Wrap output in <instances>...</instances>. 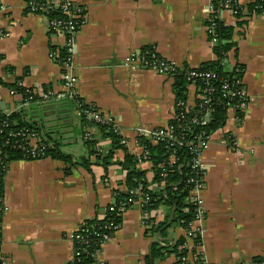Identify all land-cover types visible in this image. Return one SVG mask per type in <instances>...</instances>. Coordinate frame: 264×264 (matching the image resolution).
<instances>
[{"label": "crops", "instance_id": "0c3cea01", "mask_svg": "<svg viewBox=\"0 0 264 264\" xmlns=\"http://www.w3.org/2000/svg\"><path fill=\"white\" fill-rule=\"evenodd\" d=\"M56 1V0H53ZM61 1V0H58ZM83 14L74 36L72 90L86 104L120 126L128 138L126 150L136 155L139 146L132 129L160 128L174 110L172 78L153 70H131L123 65L130 52L154 49L178 66L198 67L216 59L205 31L206 0H70ZM254 0H238L243 15L238 20L223 14L233 27L229 52L243 67L248 97L241 119L228 114L227 126L212 133L203 152L204 219L199 243L187 239L204 264H243L264 255V13L251 14ZM0 77L6 84L20 78L34 90L63 88L62 67L51 56L63 36L49 30L47 19L26 11L25 0H0ZM189 86L186 103L195 101ZM19 102L6 85L0 86V107L11 111ZM2 103V105H1ZM36 115L48 126L60 124L61 150L75 158L88 157V147L78 132V110L68 100L42 105ZM65 123V126L63 124ZM226 130L235 146L222 145ZM52 132V130H50ZM95 146L106 154L110 143L98 129L88 127ZM55 133V132H53ZM58 136V135H57ZM90 167L74 166L66 173L62 161L51 157L12 160L4 178V212L0 222V250L7 264H69L74 259L73 234L86 220L100 219L114 202L113 191L126 192L125 172L119 162L124 150L115 149L106 169L90 156ZM147 180L153 178L149 164ZM155 222L164 220L157 210ZM142 206L134 204L122 214L119 228L97 253L99 264H147L151 246H168L186 231L171 225L159 239L147 230ZM189 264L196 263L189 251ZM175 254L156 257L153 264H173ZM200 264H202L200 262Z\"/></svg>", "mask_w": 264, "mask_h": 264}, {"label": "trees", "instance_id": "16d2710c", "mask_svg": "<svg viewBox=\"0 0 264 264\" xmlns=\"http://www.w3.org/2000/svg\"><path fill=\"white\" fill-rule=\"evenodd\" d=\"M37 1L47 2V0ZM224 1L212 0L214 9L218 10L221 8ZM231 1L234 2L236 0ZM258 2L259 0H254L249 6L248 11L251 14ZM68 9L70 11L77 10L73 4L68 6ZM215 14L213 13L208 16L205 20V25L212 26L218 40L212 47L216 59L203 62L195 68L183 66L171 71L169 74L172 78L171 88L175 103L168 125L172 128L174 139L152 141L145 136L136 138L137 142L143 147L144 152H146V163L149 164L148 168L153 175L150 181L147 180L146 170L139 167L140 164L137 157L129 153L126 147L121 144L122 136L113 131L112 122H96L88 120L85 115L80 114L77 133L88 147V157L75 158L73 155L61 150V136L59 135L61 125L56 124L50 127L36 115V109L41 106H33L31 104L27 109H19L9 115L0 107V207L3 206L4 178L9 163L12 160H32L51 157L67 165L65 171L69 173L71 168L77 165L89 169L91 165L89 157L92 155L95 161L106 169L113 163L112 159L115 149L122 148L124 150V158L119 162V165L125 172L124 182L126 192L114 190V210L110 211L107 207L101 219L86 220L77 228L74 235L82 238V240L78 241L75 238L73 239V244L74 249L79 251V255L69 264H97L96 255L101 250L104 235L111 237L114 234L121 224L123 212L131 208L138 199V196L130 194L129 190L139 189L140 192L146 195V201L142 206L143 213H147L144 222L147 230L155 234L159 239H162L166 235V230L173 224L185 231L189 229L190 222L193 220L195 213V205L190 196V190L196 181L204 183L203 177L205 172L203 168L192 166L195 145L199 139H203L206 135H210L224 127L227 118V98H223L222 96L221 85L223 80L231 81L236 77L242 78L243 73V67L239 63L234 62L231 70H225L221 64L223 57L234 48L235 43L231 40L233 27L225 25ZM240 15H243L242 11ZM45 17L47 20H68L67 15L63 13L60 6L50 8L46 12ZM51 49L58 54L57 61L59 63H62L63 59L67 57L64 47L55 48L51 45ZM149 50L152 49L145 47L141 51ZM192 70L211 71L216 74V79L211 81L216 90L212 93L209 102L211 108L210 118L204 125L192 123V119L196 116V112L199 109V100H196L194 106L186 108V92L191 84L188 74ZM19 83L20 78L6 84L0 77V86L6 85L10 90H13L20 97L19 102L21 99L28 98L29 96H33L31 101H34L36 99L34 90L32 88H25ZM194 85L196 88L204 86L203 82L198 78H195ZM64 100L72 103L77 110L92 111L96 109L93 105L86 104L74 91L71 97H66ZM236 115L239 119L243 117V114L238 111H236ZM63 126H65V123ZM88 127L97 128L100 136L109 140L110 147L106 154L101 153L95 146L96 142L93 140L92 134L86 131ZM17 132L36 133L39 135L40 144L44 149L32 155L26 144V140L21 136L10 135ZM232 138L233 136L229 138V142H232ZM171 157L174 160L173 163L169 161ZM161 164L163 166L159 167ZM162 182L164 184L160 185ZM161 209L164 212L166 210L165 218L160 222H155V217L152 216L151 212ZM186 243L187 239L185 236L179 237L168 246H161L158 241H155L151 246L150 254L146 257V263L153 264L156 257H166L167 255L175 254L177 260L173 264H189L190 261L187 256L189 251H191V255L195 259L194 261L200 264V254L194 248L188 250ZM194 243H199V237L194 238ZM253 263L264 264V255L256 256L250 262L243 264ZM0 264H7L1 250Z\"/></svg>", "mask_w": 264, "mask_h": 264}, {"label": "built area", "instance_id": "2783aa9c", "mask_svg": "<svg viewBox=\"0 0 264 264\" xmlns=\"http://www.w3.org/2000/svg\"><path fill=\"white\" fill-rule=\"evenodd\" d=\"M25 8L28 9V12L34 13V14H40L45 16L46 12L53 6H60L63 13L67 15L68 20L61 21V20H47L48 28L51 32L56 33L58 35L63 36L64 41L62 43L61 47H64L67 52V57L63 59L62 63H60L62 67V76H63V90L60 92H54L52 90H34V93L36 94V99L34 101H31L33 96H29L28 98L21 99L19 103H17L16 108H14L11 111H7L6 114L9 115L12 112L18 111L19 109H27L31 104L33 106H42L49 102L53 101H59L63 100L66 97L72 96V87L74 85V74L72 70V59H73V51H74V36L79 28V23H81V19L83 18L82 10L80 8H77L76 11H70L68 9V6L71 5L70 0H61V1H53V0H47V2H39L37 0H25ZM207 1V11L206 15L207 18L210 14L216 13V17L219 20H223V14L226 12L230 14L234 19L238 20L241 18V11H243V7L240 9V5L238 3V0L236 1H229L225 0L222 3V7L218 10L214 9V5L212 0H206ZM5 10V7L0 2V13ZM264 13V0H259L257 5L255 6L254 11L252 14H259ZM223 22V21H222ZM206 35L208 37V40L212 47L217 43V37L214 34L212 26L206 25L205 27ZM7 34L5 31L0 30V37H4ZM230 52V51H229ZM229 52L226 53V55L223 57L221 64L225 70H231L234 66V62L231 59ZM51 56L53 59L58 60V54L54 51L51 52ZM123 65L128 67L131 70H135L138 68H144V69H150L153 70L161 75L170 77L169 74L171 71L176 70L177 68H180L163 58H161L155 50H149V51H138V52H130L128 55H126L123 58ZM195 78L200 79L203 82V87L196 88L194 85ZM188 79L190 80L191 84L189 86H193L195 88V101L192 105H187L186 108H190L194 106L196 100H199V109L196 112V116L192 119V123L195 125H204L208 122L210 118L211 108L209 106V102L211 100L212 93L216 90V88L212 85L211 81L216 79V74L211 71H197L192 70L188 74ZM19 84L22 85L20 82ZM222 90V96L223 98H227V116L229 113L233 115V119L237 120L239 119L236 115V111L244 113L245 106L248 101V97L245 91V86L243 84V78H233L231 81L223 80V83L221 85ZM10 94L13 96H18L14 93L13 90H10ZM20 98V97H19ZM235 99V101H233ZM233 101V102H232ZM78 114L85 115L88 120H93L96 122H112L113 131L117 132L121 135V128L119 125H117L112 119L107 118L100 114L98 110H92L87 111L84 109L78 110ZM228 118V117H227ZM227 118L225 120V124L227 126ZM224 124V126H225ZM229 131L226 130V135L223 137L219 143L222 145H226L227 147H233L235 146L234 139L232 138V142H229V138L231 137V134L228 133ZM133 137L136 141V145L139 146L140 152L137 153L135 156L137 157V160L140 165L146 163V152H144L143 147L137 142V137L145 136L147 139L152 141H159V140H173L172 135V128L167 124L164 127L160 128H147V127H137L132 129ZM89 134V133H88ZM12 136H21L24 140H26V144L28 148L30 149V153L32 155L36 154V152H40L44 149V147L40 144V138L39 135L32 132H17L15 134H10ZM122 136V135H121ZM212 134L206 135L203 139H199L197 141L195 148H194V158H193V167L196 168H203V164L201 162L202 154L203 152L208 148L209 144L212 141ZM177 141V140H175ZM121 144H123L125 147L128 144V138L125 136H122ZM20 146V145H19ZM236 147V146H235ZM99 151H102V148H99ZM171 163L174 162L173 158L171 157L169 159ZM163 165H159V167H162ZM204 169V168H203ZM164 182H162L160 185H163ZM204 188V183H200L198 181L195 182L193 188L190 190V196L192 198V201L195 205V213L194 218L190 222L189 229L186 231V238L194 240L195 237H198L199 232V225L204 219L205 211L203 208V199L201 198V191ZM130 194H135L138 196V199L134 202V204H138L139 206H143L145 203V197L146 195L142 192H140L139 189L135 190H129ZM114 203V202H113ZM110 204L108 206V209L110 211L114 210V204ZM133 204V205H134ZM4 206L0 207V222L2 219V215L4 212ZM156 211L151 212L152 216L155 217ZM145 217H147V213L144 214ZM103 217V216H102ZM101 217V218H102ZM100 218V219H101ZM77 239L78 241H81L82 238L76 237L73 234V239ZM110 237H107L104 235L103 243L108 240ZM1 243V241H0ZM102 243V245H103ZM101 245V246H102ZM79 255V251L74 249V259L76 256ZM97 256V255H96ZM200 261L202 264L204 262L201 260L200 255ZM73 259V260H74ZM97 264L99 262L97 261ZM254 264V263H253Z\"/></svg>", "mask_w": 264, "mask_h": 264}, {"label": "rangeland", "instance_id": "374dc122", "mask_svg": "<svg viewBox=\"0 0 264 264\" xmlns=\"http://www.w3.org/2000/svg\"><path fill=\"white\" fill-rule=\"evenodd\" d=\"M175 225L173 224V226L172 227H174Z\"/></svg>", "mask_w": 264, "mask_h": 264}, {"label": "water", "instance_id": "95a60500", "mask_svg": "<svg viewBox=\"0 0 264 264\" xmlns=\"http://www.w3.org/2000/svg\"><path fill=\"white\" fill-rule=\"evenodd\" d=\"M46 18V17H45ZM1 105H2V103H1ZM2 107V106H1Z\"/></svg>", "mask_w": 264, "mask_h": 264}]
</instances>
